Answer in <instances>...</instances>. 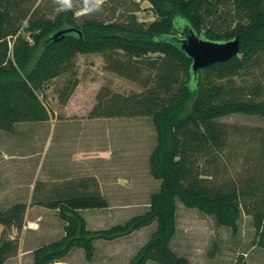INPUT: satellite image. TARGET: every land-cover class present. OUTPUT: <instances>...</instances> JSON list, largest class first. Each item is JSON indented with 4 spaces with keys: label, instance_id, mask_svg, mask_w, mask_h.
<instances>
[{
    "label": "trees",
    "instance_id": "16d2710c",
    "mask_svg": "<svg viewBox=\"0 0 264 264\" xmlns=\"http://www.w3.org/2000/svg\"><path fill=\"white\" fill-rule=\"evenodd\" d=\"M38 1L0 0V134L19 122L50 120L52 112L39 92L48 82L71 72L74 79L61 100L66 104L79 84L73 70L78 55L123 52L131 62L117 61L113 71L134 79L138 66L155 54L157 57L146 63L156 71L153 87L131 96L115 93L110 105L101 104L92 115L152 116L157 145L150 158L151 172L161 184L145 215L108 229H88L80 213L106 208L108 202L101 194L77 192L46 203L66 222L65 236L38 249L36 263L51 262L77 242L91 257L95 240L115 239L157 221V230L132 264H146L153 257L164 264H188L170 245L176 232L177 199L215 217L219 225L236 233L243 213H251L243 199L258 186L252 192L235 185H208L211 179L205 177L208 173L200 162L222 149L228 138L220 118L232 112L264 116V101L253 98L262 93L261 87L245 97L233 85L215 80L232 79L264 53V0H145L157 16L147 24L135 15L126 21L77 15L85 5L75 1L70 9L60 10L59 6L48 15ZM226 9L234 14L232 21L224 17ZM217 18L228 23L226 29L216 27ZM185 30L214 41L238 37L240 55L202 68L195 77L193 60L182 48ZM26 210L25 203H17L0 211L4 226L0 264L18 251L19 244L6 236L7 229L21 228ZM254 216L258 245L264 247V214L257 211Z\"/></svg>",
    "mask_w": 264,
    "mask_h": 264
},
{
    "label": "rangeland",
    "instance_id": "374dc122",
    "mask_svg": "<svg viewBox=\"0 0 264 264\" xmlns=\"http://www.w3.org/2000/svg\"><path fill=\"white\" fill-rule=\"evenodd\" d=\"M40 8L51 15L59 4L56 0H39ZM84 4L77 15L102 20L126 21L135 15L140 22L150 23L156 19L151 3L145 0H102L98 10L95 0H73ZM225 18L233 20V13L225 10ZM218 29H226L228 23L217 18ZM152 54L138 66L134 79L113 71L117 61L131 62L123 52L108 55H78L73 70L79 84L66 104L64 91L67 90L71 72H67L48 82L39 92L52 112L49 121L19 122L12 130L0 134V211H7L17 203H25L27 210L21 228L7 229V237L18 242V251L4 264H37L35 253L38 249L61 241L65 236L66 222L59 211L46 206L56 199L61 188L51 182L52 172L46 170L44 177L36 179L35 172L42 163L49 145L46 135L56 129H80L86 123L90 131L91 148L108 151L111 160L91 162L93 176L87 184L74 188L82 193L101 194L108 202L106 208L85 209L80 213L90 230L108 229L114 225H126L133 218L141 217L150 209L151 197L159 191L161 179L151 172V154L157 145L156 125L152 116L137 115L115 117H95L94 108L101 104L110 105L112 95L131 96L155 85V73L148 67ZM218 83L233 85L245 97H250L255 87L262 93L254 96L264 101V53L239 75ZM228 131V138L222 149L214 152L207 160H201L205 176L211 180L208 185H235L244 191L258 190L245 196L251 213L244 212L235 233L231 228L218 224L215 217L193 207L186 206L177 199L176 232L170 245L174 253L184 258L188 264H264V247L258 245L259 234L255 226V213L264 214V116L243 112H232L219 119ZM32 122V123H31ZM26 123V124H25ZM23 124V125H22ZM35 135L41 136L39 139ZM39 150L38 162L33 161L32 152ZM4 150L8 152L4 154ZM12 154V157L8 156ZM43 153V154H42ZM10 162L2 163V159ZM32 158V160L30 159ZM28 159V160H27ZM30 159V161H29ZM29 161V162H28ZM66 189V188H64ZM27 221H37V230H25ZM4 226L0 224V241ZM157 230V221L140 226L133 232L115 239H97L94 251L88 257L80 242L55 257L46 264H132L144 246ZM146 264H164L157 258H150Z\"/></svg>",
    "mask_w": 264,
    "mask_h": 264
},
{
    "label": "crops",
    "instance_id": "0c3cea01",
    "mask_svg": "<svg viewBox=\"0 0 264 264\" xmlns=\"http://www.w3.org/2000/svg\"><path fill=\"white\" fill-rule=\"evenodd\" d=\"M56 125L58 124H53V130L46 135L50 151L48 152L47 149L43 158L40 157L41 155L37 149H35V152H32V155L33 161L38 162L37 157H40L39 163H42L39 167V171L37 170L35 172L36 179L39 178V176H45L42 171L44 168L43 166L49 165V168H45L52 172L51 182L61 188V190L59 189L56 192L57 196H64L80 192L76 189H67L68 187L74 188L78 185L87 184L86 181L93 176L99 178V175L92 174L90 168L91 162L102 161L108 163L111 157L108 151H101L99 148L92 150V136L90 135V131L85 128L86 123H82L80 129L74 130H59L56 129ZM40 137L39 135H35L36 139ZM4 154L7 155L8 152L4 150ZM8 156L12 157V154L9 153ZM30 159L32 160V158ZM10 161L11 160L7 158L2 159V163Z\"/></svg>",
    "mask_w": 264,
    "mask_h": 264
},
{
    "label": "water",
    "instance_id": "95a60500",
    "mask_svg": "<svg viewBox=\"0 0 264 264\" xmlns=\"http://www.w3.org/2000/svg\"><path fill=\"white\" fill-rule=\"evenodd\" d=\"M182 48L192 58V71L197 77L200 69L228 61L232 57L240 55V40L235 37L226 41H214L199 36L194 31L185 30Z\"/></svg>",
    "mask_w": 264,
    "mask_h": 264
},
{
    "label": "clouds",
    "instance_id": "9594fccd",
    "mask_svg": "<svg viewBox=\"0 0 264 264\" xmlns=\"http://www.w3.org/2000/svg\"><path fill=\"white\" fill-rule=\"evenodd\" d=\"M56 2L59 4L60 10H68L73 6V0H56ZM85 2L87 3L88 0H85ZM101 3H102V0H95V5H96L95 10H98L99 5Z\"/></svg>",
    "mask_w": 264,
    "mask_h": 264
},
{
    "label": "built area",
    "instance_id": "2783aa9c",
    "mask_svg": "<svg viewBox=\"0 0 264 264\" xmlns=\"http://www.w3.org/2000/svg\"><path fill=\"white\" fill-rule=\"evenodd\" d=\"M38 228H39V224H38L37 221H27L24 224V229L25 230H28V229L37 230Z\"/></svg>",
    "mask_w": 264,
    "mask_h": 264
}]
</instances>
